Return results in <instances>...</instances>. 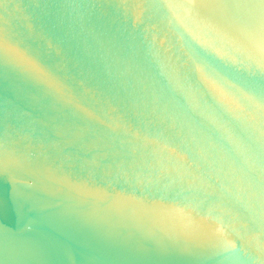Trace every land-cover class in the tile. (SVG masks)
Instances as JSON below:
<instances>
[{"label": "water", "instance_id": "obj_1", "mask_svg": "<svg viewBox=\"0 0 264 264\" xmlns=\"http://www.w3.org/2000/svg\"><path fill=\"white\" fill-rule=\"evenodd\" d=\"M0 264H264V0H0Z\"/></svg>", "mask_w": 264, "mask_h": 264}]
</instances>
